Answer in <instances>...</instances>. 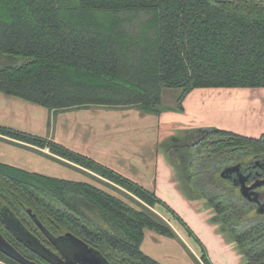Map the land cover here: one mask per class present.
<instances>
[{"label":"trees","instance_id":"trees-1","mask_svg":"<svg viewBox=\"0 0 264 264\" xmlns=\"http://www.w3.org/2000/svg\"><path fill=\"white\" fill-rule=\"evenodd\" d=\"M218 87H264V0H0V92L6 95L56 114L90 106L160 114L169 108L162 103L164 88H182L184 96ZM0 134L48 149L33 148L127 198L93 182L0 162V231L22 253L44 259L5 219H15L57 254L56 239L71 233L110 264H161L141 249L145 229L176 239L178 234L153 210L156 204L195 235L154 191L94 158L48 136L3 125ZM165 152L185 193L209 196L214 219L247 264H264V218L238 231L230 222L240 197L194 192V183L216 188L212 176L229 165L264 158V135L192 128L171 137ZM226 152L232 154L225 160ZM202 249L203 263L213 264ZM0 261L21 264L1 250Z\"/></svg>","mask_w":264,"mask_h":264},{"label":"rangeland","instance_id":"rangeland-1","mask_svg":"<svg viewBox=\"0 0 264 264\" xmlns=\"http://www.w3.org/2000/svg\"><path fill=\"white\" fill-rule=\"evenodd\" d=\"M261 93H264V87H218L194 88L183 96L184 91L182 88H164L162 103L164 106L169 108H167L163 111L162 114H160V118L158 114L153 117L154 119L150 118L149 120H145L143 121V123H141L136 118L140 116L135 113L129 116L130 120L122 122L121 119L124 118L123 116L121 117V115L118 114V111H115L116 113H113V111H111L110 109L105 108L98 110L100 112L99 114H94L92 110L98 107H91L86 110H80L79 112L76 111L77 109H74L73 112L76 113L69 112L70 116L65 122V126L67 127L65 132H61L59 128L63 123V121L59 119L61 114H59L53 122H50V124L48 125V130L50 133H48L47 135V132H45L44 130L43 121L41 125H39L38 123L35 124V118H31V122L33 121L34 123L32 130H34L36 134L40 136L45 135V137L50 136L54 138L51 133L53 132L54 122L56 121L55 130L57 131V135L60 132V136L59 138L57 136L55 137H57L59 140L58 142L62 144L70 143L69 145H71L73 149L77 151H88L89 153L96 154V156H98L99 158H102L104 160L107 159V161H110V158L112 156L114 158L120 155L125 156L127 157L125 158L127 161L126 165L122 166V168L119 167L122 172H124L123 169H131L132 163L135 164V162H138L141 166L148 164L152 167L150 170L151 173H149V179L152 180V183H148L152 185L160 184L159 187L162 189L163 194L166 195V188H164L165 186L163 185V181L167 183V179L165 180V178H168L169 175H166L164 173L166 170L164 166L165 161H160V158L156 157L157 154L154 146L158 151L161 150L165 154V150L168 147V140L171 137L177 138L183 130L201 127H215L222 130L235 132L241 135L259 138L264 135V98L262 97L264 96V94L261 96ZM35 106L40 107L44 111L45 115L47 114L46 112H48V114L50 112V110L46 107L36 104ZM180 107L181 109H178ZM134 109L140 110L138 108ZM62 118L66 119L67 116H63ZM149 125L156 127L155 133L158 135L164 134L163 132L168 127H173L176 130L173 132V135L167 136L164 139H161L159 137L158 141L156 140L154 142H150L149 137H147L145 140L144 136H142L143 130L147 129ZM137 132L138 134H134ZM116 134L124 135L115 137ZM142 140L143 143L138 144ZM155 142L156 144L154 145ZM69 145L67 146L71 147ZM44 152L49 153V150L46 149V151ZM231 154L232 153L230 152H226L222 154V157L226 160V157H231L229 156ZM166 159H168L167 156ZM209 160L213 161L214 163L216 162L214 158H211ZM150 161H153L154 164L150 165ZM168 162L170 161L168 160ZM39 165H41L39 166L40 170L44 171L47 174L59 178L93 182L100 187L118 194L121 198H125L127 200V198L120 192L118 193L112 190V188H109L97 182L96 180L92 179L87 173L79 170L76 167L65 165L51 159H41ZM213 166L214 164H210L208 167ZM31 169L32 168L30 167V170ZM37 169L39 170V168ZM174 172L176 181H178V173L176 169L174 170ZM138 178L140 177L138 176ZM211 179L214 180V183H216V188H218V185L220 186L222 182L224 183L227 194L226 196H224L225 200H227V196L229 198L240 197L241 200L244 201V203H247V200L241 197L238 186H234L232 183L225 182L222 174L213 175ZM140 180L142 182L138 183H140L141 185H145L146 182L142 178H140ZM200 184H202V187L199 184L194 183V192L199 191L202 193H207V191L210 190L208 184ZM216 188L214 187V189ZM180 189L183 193H185L182 184L180 185ZM205 199L209 200V196H205ZM241 200L239 199V201ZM216 201L218 200L216 199ZM239 201L237 203L238 211L243 212L241 213L244 218L233 217L232 221L230 222V225L232 227L236 228L238 231H242L244 230V222H246V228H248L252 225V222H255L254 220L262 221V218H264L263 215L258 214L255 210L243 208L241 202ZM167 205H169V207H172V209L175 210V212L184 219V216H182L181 213L178 212L177 206H171L170 204ZM29 209V213L31 214L30 211H32V208ZM213 213L216 215L215 209L213 210ZM186 224L188 225V222H186ZM147 244L148 243L144 244L146 250H148Z\"/></svg>","mask_w":264,"mask_h":264},{"label":"crops","instance_id":"crops-1","mask_svg":"<svg viewBox=\"0 0 264 264\" xmlns=\"http://www.w3.org/2000/svg\"><path fill=\"white\" fill-rule=\"evenodd\" d=\"M263 94L264 93H261V96ZM262 97L264 98V96ZM91 107H98L96 108L97 110L96 109L92 110L94 114H99L100 112L98 110L105 109V107L90 106L86 108L77 109L76 111L79 112L80 110H86ZM106 109H110L111 111H113V113H116L115 111H118V114H120L121 117L123 116L124 118L121 119L122 122L130 120L129 116L135 113L140 116L136 118L141 123H143V121L145 120H149L150 118L152 119L153 117L158 115V114L144 113L141 110L134 109L133 107L106 108ZM73 111L74 109L65 110L59 112L58 114L50 111L49 114L48 112H46L47 114L45 115L44 111L40 107L35 106V103H31L19 97L9 96L4 94L3 92H0V125L21 131H26L32 134H36V132L32 130L34 123L33 121L31 122V118H35V124L38 123L39 125H41L43 121L44 130L45 132H47L46 133L47 135L48 133H50L48 130L49 127L48 125L50 124V122H53L59 114H61L59 119L63 121V123L60 125L59 128L61 132H65L67 128L65 126V122L66 120H68V117L70 116L69 112L76 113ZM160 114H159V118H160ZM63 116H67V118L63 119L62 118ZM55 123L56 121L54 122L53 132L51 133V135L54 136L53 138L54 140L59 141L58 138L60 136V132L57 135V131L55 130ZM175 130L176 129L173 127L172 128L168 127L163 132L164 134L161 133L162 135H158L155 133L156 127L149 125L147 129L143 130L142 136H144L145 140L147 137H149L150 142H154L156 140L158 141L159 137L161 139H164L167 136L173 135L174 134L173 132ZM134 134H138V132ZM122 135L124 134H116L115 137ZM55 136H57L58 138ZM142 143L143 140L138 144H142ZM65 144L63 145L67 146L70 143H65ZM155 144L156 142L154 143V145ZM33 148L38 149L36 146L0 134V162L11 164L27 170H30L31 167L32 169L30 171L45 173L44 171L40 170L39 166L41 165L39 164L41 162V159L50 160V158L49 157L47 158L46 155L42 154L39 151H35ZM71 149H73V147ZM154 149L157 154L156 157H159L160 161H165L164 166L166 170L164 173L166 175L167 174L169 175L168 178H165V180L167 179L168 184L165 181H163L164 182L163 185L165 186L164 188H166V195L163 194L162 189L159 187L160 184L158 185L149 184L152 183L151 182L152 180L149 179V173H151L150 170L152 167L149 166L148 164H146L147 165L146 167V165L141 166L138 162H135V164L137 165L132 163L131 169H123L124 172H122L120 168H122V166L126 165L127 163L125 159L127 157L125 156L120 155L115 158L112 156L110 158V161H107L106 158H105L106 160H104L96 156V154L89 153L88 151L79 150L78 152L88 155L122 174L124 173L123 175L125 176L128 175L127 177L130 176L129 178L133 179L136 182H142L140 180V178H142L146 182L145 185L142 186H144L145 188L151 191H154L158 195V197L162 199L166 204H170L171 206L173 205L178 207V212H180L181 215L184 216V219L183 218L182 219L184 220V222H188V225L191 227V230L193 229L194 234L195 233L196 234L193 236L188 231V229L185 228L183 224H181L178 220H176L174 216L167 211V209L164 206L160 204H156L155 207H153L154 210L157 213H159L165 220H167L178 234V238L176 239L165 235H161L150 229H145V236L141 245V249L144 253H146L147 255H149L159 263L204 264L202 261V254H203L202 246H205L207 248L209 257L213 262V264H247V260L244 254L241 252L240 248L238 247L237 242L233 241L229 233L222 229V223L214 219L216 216L213 213L214 207H212L209 204L208 200H206L205 197L203 196L195 198L189 196L186 193H183L182 190L180 189L181 183L179 178H177L179 182L176 181L174 166L170 162H168L169 159H166L167 156L166 152H165L166 154L165 156V154L161 150L158 151L155 146ZM44 151H46V149H44ZM151 164H154V162L150 161V165ZM37 168H39V170ZM138 176L140 178H138ZM208 185L210 187V190L207 191V194L210 195L211 197L214 196L215 194L227 195L226 189L222 188L223 186H221L222 189L218 188V190H216L212 185L210 184ZM241 212L242 211L240 212L237 211L235 213L236 215L235 217L244 218L242 216L243 212L242 213ZM254 221L255 222H252V225L261 222V220L259 221L254 220ZM243 225H244L243 226L244 230L247 229L246 222H244ZM145 243H148L147 244L148 250H146L144 246ZM144 250H146L147 252ZM0 264H7V263L0 261Z\"/></svg>","mask_w":264,"mask_h":264},{"label":"water","instance_id":"water-1","mask_svg":"<svg viewBox=\"0 0 264 264\" xmlns=\"http://www.w3.org/2000/svg\"><path fill=\"white\" fill-rule=\"evenodd\" d=\"M200 129L212 132L218 128L201 127ZM222 177L229 179L234 186H238L241 197L247 200L245 204L248 209L255 210L258 214L264 216V158H252L235 163L224 170ZM30 212L33 214V211ZM4 222L8 224L9 228L15 232L24 244L48 261H53L56 257L59 260L56 264H109L98 251L83 240L77 239L71 233L56 239L61 243L60 254H57L43 246L32 233L21 228L15 219H5ZM0 250L21 264H39L20 252L4 237L1 231Z\"/></svg>","mask_w":264,"mask_h":264},{"label":"flooded vegetation","instance_id":"flooded-vegetation-1","mask_svg":"<svg viewBox=\"0 0 264 264\" xmlns=\"http://www.w3.org/2000/svg\"><path fill=\"white\" fill-rule=\"evenodd\" d=\"M227 167H230V165L227 166ZM232 180H233V179H232ZM20 252H21V251H20ZM23 254H24V252H23ZM24 255L27 256L28 258H30V259H32V260L38 262L39 264H56V263L59 261L58 259H56V257H55V259H53V261H52V260H51V261H48V260H46V259H42V258H39V257L33 255L31 252H27V253L24 254ZM108 263H109V262H108ZM109 264H110V263H109Z\"/></svg>","mask_w":264,"mask_h":264}]
</instances>
